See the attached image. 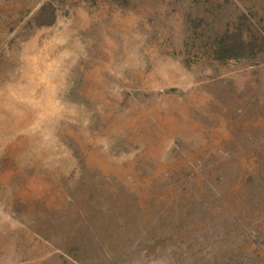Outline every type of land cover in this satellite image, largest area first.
<instances>
[{
    "label": "rangeland",
    "instance_id": "374dc122",
    "mask_svg": "<svg viewBox=\"0 0 264 264\" xmlns=\"http://www.w3.org/2000/svg\"><path fill=\"white\" fill-rule=\"evenodd\" d=\"M0 264H264V0H0Z\"/></svg>",
    "mask_w": 264,
    "mask_h": 264
}]
</instances>
